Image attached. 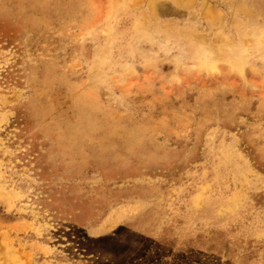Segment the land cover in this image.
<instances>
[{
  "label": "rangeland",
  "instance_id": "1",
  "mask_svg": "<svg viewBox=\"0 0 264 264\" xmlns=\"http://www.w3.org/2000/svg\"><path fill=\"white\" fill-rule=\"evenodd\" d=\"M0 264H264V0H0Z\"/></svg>",
  "mask_w": 264,
  "mask_h": 264
}]
</instances>
